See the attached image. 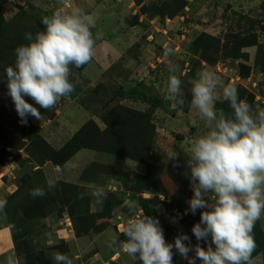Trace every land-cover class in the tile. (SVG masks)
Here are the masks:
<instances>
[{
    "label": "rangeland",
    "instance_id": "1",
    "mask_svg": "<svg viewBox=\"0 0 264 264\" xmlns=\"http://www.w3.org/2000/svg\"><path fill=\"white\" fill-rule=\"evenodd\" d=\"M0 8L7 51L0 52V199L7 201L0 227L13 232L17 264H55L52 257L57 252L67 254L73 264H85L98 251L120 249L118 244L109 245L117 238L126 239L124 227L133 212L156 217L165 238L170 234L175 238L182 227L197 244L191 229L200 221L201 210L195 215L185 212L193 196L186 152L190 140L206 129L190 107L192 81L199 71H214L237 88L239 98L247 100L254 112L264 110V0H8ZM58 9L65 13L81 9L92 17L93 62L82 70L71 66L70 81L82 88L78 97L62 98L48 111L24 97L43 115L42 121L29 115L24 125L8 95L5 69L15 65V49L29 43L25 34L41 31L35 19ZM118 38L127 44L123 52L122 43L115 42ZM165 46L175 54L165 56ZM103 59L114 66L92 81ZM140 60L145 64L144 79L125 82L121 65L130 68ZM172 66L177 68L174 73ZM173 74L182 81L186 101L182 109L164 99ZM131 88L142 93V100L131 101L147 108L155 124L132 149L137 157L145 154L141 163L129 158L126 150L98 146L80 149L61 166L53 163L51 159L92 121L88 113L93 120L95 116L103 120L110 109L120 106L113 104L114 99ZM216 107L232 113L222 96L218 95ZM120 132L131 131L122 127ZM95 141L89 144L99 145L103 139ZM79 146L76 140L72 147ZM173 153L179 158L169 160ZM70 161L76 162L70 168L75 170L72 177L59 170ZM129 161L142 165L144 174L136 173ZM49 179L55 183L51 190ZM86 186L92 191L102 188L99 208L89 207ZM35 188H44L47 195L33 198L30 192ZM255 229L262 232L260 239L254 232L256 248L264 249V216ZM199 243L207 247L204 241ZM259 255L264 259V251ZM130 264L141 262L137 257Z\"/></svg>",
    "mask_w": 264,
    "mask_h": 264
},
{
    "label": "clouds",
    "instance_id": "2",
    "mask_svg": "<svg viewBox=\"0 0 264 264\" xmlns=\"http://www.w3.org/2000/svg\"><path fill=\"white\" fill-rule=\"evenodd\" d=\"M41 23L44 30L34 36L26 33L29 43L15 49V65L5 69L8 95L24 125L29 115L43 120L39 109L24 97L47 111L54 108L75 91L71 66L87 65L95 53L94 21L83 10L65 13L58 9L42 17ZM174 54L165 46V56ZM176 70L170 67V72ZM181 84L177 75H170L164 99L182 109L186 101ZM218 95L228 103L231 115L217 109ZM190 107L198 112L206 129L190 140L186 152L193 191L189 210L193 215L201 210L200 221L191 229L198 243L192 246L185 233L168 243L156 217L133 212L124 227L126 239L117 238L109 246L118 244L141 264H173V248L188 264H196L197 259L201 264H253L257 247L254 229L264 216V110L254 112L247 100L239 98L236 87L211 70L199 71L192 81ZM178 158L173 153L169 160ZM54 187L49 179L48 190ZM30 195L44 197L47 192L35 188ZM94 195L104 193L98 189ZM6 206L7 201L0 199V213ZM193 250L195 255L189 256ZM52 259L55 264H73L65 253L57 252ZM8 264H13L11 258Z\"/></svg>",
    "mask_w": 264,
    "mask_h": 264
},
{
    "label": "trees",
    "instance_id": "3",
    "mask_svg": "<svg viewBox=\"0 0 264 264\" xmlns=\"http://www.w3.org/2000/svg\"><path fill=\"white\" fill-rule=\"evenodd\" d=\"M6 1L8 0H0V7L1 4ZM41 20L42 18L38 17L35 19V22L39 30L42 31L44 30V26L42 25ZM4 24L5 23L1 15V8H0V52L2 53L3 51H6V48L3 44V41H5L6 39V36L2 34L4 32V29H2L4 27ZM85 66L77 69L82 70ZM74 85H75V91L71 94L70 98L78 97L82 91V88L80 86L76 84ZM121 97L130 100H142V93H139V90L136 88H131L128 90L126 94L122 95ZM120 106L110 109V111L104 117V119L102 120L105 125L103 130H100L94 121H88L86 124H84L83 127L79 130V132L60 151V153H57V155H55L51 159L53 163L58 166H61L65 162L70 160V158L74 154H76L80 149L85 148V149L97 150L98 147H105L106 149H110L113 152H121L126 150L130 152L129 156L131 157L129 158L136 157L137 159L134 160L140 162L145 154L138 155L137 157L133 153L132 149L137 148V146H135L136 145L135 142L138 143L142 140L140 139L143 136L142 134H144V132L147 131V128H149L150 125L154 124L153 120L151 119V115L148 113H142L127 107L123 108L122 106L121 107ZM152 126L153 127H151V129L154 130L155 124ZM122 127H129L131 132L128 134L120 132L118 134L117 131L120 130ZM80 132H82V135L78 136ZM98 138L103 139L102 143H99V145L93 143L89 144L90 141L96 142L95 139ZM132 138L134 139V141L128 140ZM76 140H78V144L80 146L78 149L74 150L72 146ZM128 141H130L131 143H129ZM122 142L124 143L128 142V144L121 146ZM67 148L69 150L68 153H67ZM9 229L11 231L12 240L14 243L13 232L11 228ZM254 232L255 233L258 232L255 234V236L260 239L261 238L260 234H262V232L261 231L259 232L256 229H254ZM262 251H264V249H262L261 247L256 248L253 253L252 259L255 258L256 255H258Z\"/></svg>",
    "mask_w": 264,
    "mask_h": 264
},
{
    "label": "crops",
    "instance_id": "4",
    "mask_svg": "<svg viewBox=\"0 0 264 264\" xmlns=\"http://www.w3.org/2000/svg\"><path fill=\"white\" fill-rule=\"evenodd\" d=\"M142 18H144V17H141L139 19L140 22H141ZM152 21H154L156 25H159V24L156 23L155 18L152 19ZM155 29H158V27H155ZM118 40H119V38L115 42H116V44L122 43L121 44L122 45V48H121V51L120 52H123L124 46L127 47V44L125 42L118 41ZM115 52H116V50H115ZM103 61L105 63L102 64L101 67L97 66V73L95 75L96 78L93 79L92 81H95L96 79L98 80L99 77L102 74H104L108 69H110V68H112L114 66L113 65L114 63L112 65H110L111 62L105 61L104 59H103ZM92 62H93V60H92ZM94 64H96V63H94ZM144 66H145V64H144V62L142 60H140L139 62H136L135 61L131 65L130 68L129 67H126L125 64H122L121 65V71L123 73L124 72L126 73V79L128 80L127 81L125 79V82L131 83L132 80H142V79H144V76H145L144 74L145 73L142 71V68ZM87 68L88 67H86V69L83 70V71H86ZM113 78H117V77L114 76ZM118 88H120V87H118ZM114 101L115 102L113 104H120L122 106H125L127 108H130V109L135 110V111H138V112H142V113L149 112L147 108H142L141 107L142 105H140L138 103H135V102H133L131 100L122 98V97H120V98L116 97L114 99ZM111 102L112 101L110 99H108L107 103L109 105H110ZM89 116H92V118L94 117L93 115H91V114L88 113V117ZM92 118H90V119L92 121H94L99 128L105 127L103 121L100 118H97L96 116H95V119L94 120ZM129 162L132 163V164H135V168H137L138 171H139V172H136V173L144 174V167L142 165L137 164V163L132 162V161H129ZM72 164H75L76 165V162L73 163V161H70V162L66 163V165L64 167V170L63 169H59L60 172H63V173H65V175L72 177L71 174L75 172V170H73V171L70 170V168H72V166H71ZM67 171H69V172H67ZM99 189L102 190V188H99ZM85 191H86V193H85L86 197H89L90 198L89 207L91 209L92 208H99L100 205H101V203H102V201H103V199H104V197L102 199V196L99 198V196L94 195V193L96 191H92L91 187H88V186H86ZM188 206L189 205L187 203L185 205V208H186V211L185 212L186 213H187V211L189 212V207ZM259 222H260V220H259ZM118 225L120 226L121 224L118 223ZM184 231L185 230L182 227H180V230L178 231V234L184 233ZM174 232H177V231H174ZM174 236L172 234H170L165 239H166V241L168 243H174ZM189 238H190V236H189ZM190 241H191V245L192 246H195L196 245L191 238H190ZM185 243L187 244L188 241H185ZM173 253H174L173 258L175 259L176 264H188V261L186 259H184L176 251L175 248H173ZM14 254H15L14 253V245H13L12 234H11L10 229L8 227H0V264H8L9 258L12 259L13 264H17V260H16V257H15ZM194 255H195L194 250L191 251V252H189V256H194ZM106 260H108L109 262H113V264H130V263L134 262L136 260V258H133V257L128 256L122 249H111L110 251H107V252L106 251H98V252L92 254L85 264H109V263L106 262ZM252 260H253V264H264V259H262V256L261 255L256 256ZM196 264H201V262L197 259L196 260Z\"/></svg>",
    "mask_w": 264,
    "mask_h": 264
}]
</instances>
